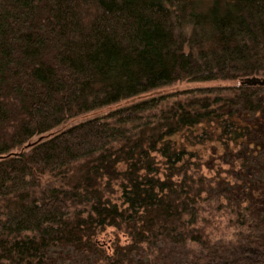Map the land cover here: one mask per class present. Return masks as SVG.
<instances>
[{"label": "trees", "instance_id": "obj_1", "mask_svg": "<svg viewBox=\"0 0 264 264\" xmlns=\"http://www.w3.org/2000/svg\"><path fill=\"white\" fill-rule=\"evenodd\" d=\"M253 76L264 0H0V264H264V169L246 171L264 162V86L159 111L143 98L59 129L177 81ZM212 141L244 156L216 188L189 160ZM106 227L127 242L101 241Z\"/></svg>", "mask_w": 264, "mask_h": 264}, {"label": "rangeland", "instance_id": "obj_2", "mask_svg": "<svg viewBox=\"0 0 264 264\" xmlns=\"http://www.w3.org/2000/svg\"><path fill=\"white\" fill-rule=\"evenodd\" d=\"M258 77H264V76H258ZM240 80V79H239ZM239 81H205V82H196V81H177L170 85L157 88L154 90H151L144 95L123 100L118 103L102 107L99 109H96L94 111L81 114L78 117H75L71 120H68L66 123H64L59 129L61 128H67L70 127L76 123H79L81 121L97 117V116H104L108 112L120 107L125 106L133 102H137L143 98L150 99L155 98L157 102V109L155 111H159L160 109H165L170 107L173 103L177 101H186L187 99H193V98H200L205 95L203 92L205 88L207 87H217V86H225V85H233L237 84ZM152 112V111H151ZM60 131V130H59ZM191 151L194 152L192 157H189V160L191 163H196V167L194 165L190 164V169H194V175L196 176L195 179L200 175L210 182V185L213 188L217 187V181L218 179H229L232 180L238 176L239 171V160H243L244 156L238 158V148L233 146L232 143H229L228 148L221 147L218 143L215 142H203L196 144L194 146H190L189 148ZM156 159V165L157 168L161 171V174L159 177H162V172L165 173L164 169V160L161 156H159L158 153L155 154ZM260 161V160H258ZM253 166L255 168L253 169H247V173H256L257 171L264 169V162L263 164L260 163H254ZM120 170L124 169V165L119 166ZM258 169V170H257ZM57 179L49 178V177H43L41 181V187L42 189L47 188L48 186H57L58 185ZM98 182L101 183V188L104 192V195L111 199L113 203H120L121 200L120 197V187H119V180H108L107 178H103L101 180H98ZM106 182H109L110 187L109 189H106ZM105 190V191H104ZM204 196V195H203ZM214 199V198H211ZM203 207L208 210V202L202 203ZM84 210V208H78V210ZM233 213V212H232ZM203 215H207L208 213H202ZM223 217L221 218V226L228 225V228L226 229V232L231 233L234 231L235 227H237L238 223H236V217L233 214H222ZM239 226V225H238ZM238 227V231H239ZM123 230H119L112 227H106L102 231L99 232L97 235V238H99L101 241L105 242L106 244H111L112 242H116L117 240L120 243H126L127 237Z\"/></svg>", "mask_w": 264, "mask_h": 264}, {"label": "water", "instance_id": "obj_3", "mask_svg": "<svg viewBox=\"0 0 264 264\" xmlns=\"http://www.w3.org/2000/svg\"><path fill=\"white\" fill-rule=\"evenodd\" d=\"M241 85H249V86H264V77H247L239 80Z\"/></svg>", "mask_w": 264, "mask_h": 264}]
</instances>
